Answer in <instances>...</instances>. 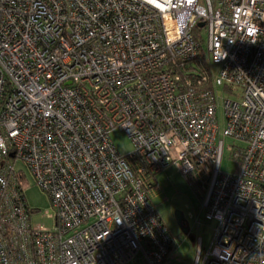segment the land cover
I'll return each mask as SVG.
<instances>
[{"label":"built area","instance_id":"built-area-1","mask_svg":"<svg viewBox=\"0 0 264 264\" xmlns=\"http://www.w3.org/2000/svg\"><path fill=\"white\" fill-rule=\"evenodd\" d=\"M170 165L207 183L194 264H264V0H0V264H176L149 199Z\"/></svg>","mask_w":264,"mask_h":264},{"label":"rangeland","instance_id":"rangeland-1","mask_svg":"<svg viewBox=\"0 0 264 264\" xmlns=\"http://www.w3.org/2000/svg\"><path fill=\"white\" fill-rule=\"evenodd\" d=\"M203 41L206 35L202 31ZM219 98L217 100V123L219 131L225 127L224 123V101H239L240 93L230 94L223 88L218 89ZM110 140L117 152L125 156L132 151L131 144L127 136L119 129L110 133ZM224 151L221 160V172L232 173L235 171V164L229 158L230 146L233 141L228 138L223 139ZM241 145V144H238ZM16 169L22 171L27 183L24 191V200L31 214L30 222L34 227L41 226L51 229L54 220L48 215L52 213L50 202L46 194L42 193L33 183L32 177L20 163H16ZM159 190L153 199L157 212L161 216L164 224L169 229L176 240L173 260L178 264H194L196 259V243L201 240L202 254L209 248L212 238L214 223L204 220L202 202L205 196L203 185H190L177 170L174 165H170L157 176ZM176 212L180 213L184 220V228L188 234H184L179 229L176 220Z\"/></svg>","mask_w":264,"mask_h":264},{"label":"water","instance_id":"water-1","mask_svg":"<svg viewBox=\"0 0 264 264\" xmlns=\"http://www.w3.org/2000/svg\"><path fill=\"white\" fill-rule=\"evenodd\" d=\"M198 27H202V24H200ZM175 220L181 232L184 234H188L187 230L184 228V220L180 213L176 212Z\"/></svg>","mask_w":264,"mask_h":264},{"label":"trees","instance_id":"trees-1","mask_svg":"<svg viewBox=\"0 0 264 264\" xmlns=\"http://www.w3.org/2000/svg\"><path fill=\"white\" fill-rule=\"evenodd\" d=\"M202 58H203V57H202L201 55L198 56V59L201 60V61H203ZM156 182H157V181H156ZM195 184H196V185H200V184H202V185H203V188L205 189V192H206L207 183H206L204 180H201V182H197V183H196V180L193 179L192 182L190 183V185H195ZM151 204H152V203H151ZM152 205H153V204H152ZM153 206H154V205H153ZM154 207H155V206H154ZM33 213H34V212H33ZM136 264H138V263H136Z\"/></svg>","mask_w":264,"mask_h":264},{"label":"crops","instance_id":"crops-1","mask_svg":"<svg viewBox=\"0 0 264 264\" xmlns=\"http://www.w3.org/2000/svg\"><path fill=\"white\" fill-rule=\"evenodd\" d=\"M156 181H157V178H156ZM156 194H157V192L156 193H154V194H152V195H150V202L154 205V203H153V199L156 197ZM155 206V205H154ZM155 208H156V210H157V207L155 206ZM176 244V243H175ZM174 249H175V246H174ZM174 249H173V251H172V253H171V260L173 261V262H175L176 264H178L177 262H176V260L174 261L173 260V257H174Z\"/></svg>","mask_w":264,"mask_h":264}]
</instances>
